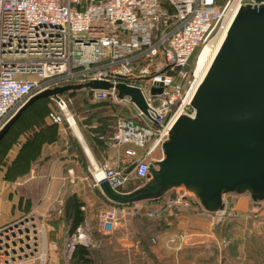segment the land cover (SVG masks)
Segmentation results:
<instances>
[{
	"label": "built area",
	"instance_id": "obj_1",
	"mask_svg": "<svg viewBox=\"0 0 264 264\" xmlns=\"http://www.w3.org/2000/svg\"><path fill=\"white\" fill-rule=\"evenodd\" d=\"M263 3L0 0V131L31 97L46 89L107 81L113 87L89 90L91 98L128 108L117 119L111 146L130 147L125 150V164L92 161L89 170L95 186L106 180L123 191L133 180H145L151 161L161 157L153 154L161 150L175 120L192 111L190 102L199 84L195 69L189 67L196 50L207 44L215 48L243 4ZM118 84L141 91L147 114L129 96H119ZM54 101L73 127L67 100L61 95ZM192 203L186 193H176L168 207L187 209ZM147 208V203L111 205L100 213L99 230L111 234L118 227L119 214ZM40 221L30 213L0 225V264L47 262L45 223ZM185 240L186 234H179L170 242L182 247Z\"/></svg>",
	"mask_w": 264,
	"mask_h": 264
},
{
	"label": "water",
	"instance_id": "obj_2",
	"mask_svg": "<svg viewBox=\"0 0 264 264\" xmlns=\"http://www.w3.org/2000/svg\"><path fill=\"white\" fill-rule=\"evenodd\" d=\"M104 80L66 84L31 97L0 131V142L19 117L41 98L60 100L71 91L108 90ZM121 98L147 114L138 88L118 84ZM152 160L144 182L130 191L100 182L103 195L121 206L154 202L172 191L187 194L216 225L227 215L229 200L247 196L254 208L264 204V3L243 4L190 102Z\"/></svg>",
	"mask_w": 264,
	"mask_h": 264
},
{
	"label": "crops",
	"instance_id": "obj_3",
	"mask_svg": "<svg viewBox=\"0 0 264 264\" xmlns=\"http://www.w3.org/2000/svg\"><path fill=\"white\" fill-rule=\"evenodd\" d=\"M56 119L58 118L56 117ZM65 122L70 127L69 131L71 132L73 140L76 141L73 142L72 140V142L70 141L69 143L67 139L68 129L64 131L59 126L58 138L61 139L43 142L39 147L38 153L33 156L27 165L23 166L24 168L22 169L18 167L17 170L22 177L14 182L7 175H9L10 171H14V169L17 168L15 165L16 158L27 141L26 135H20L18 141L7 152L5 160L1 165L2 171L0 175V225L10 223L30 213L37 218H49L48 215L51 213L52 216L55 215L54 222L59 221V225H67L66 204L68 199L75 196L82 202L81 210L85 217L83 224L80 226L82 228L87 223L89 224L92 218L95 217L96 219V216L98 214L100 215V213L110 205L109 200L103 195L100 186L97 187L94 185L89 168L92 161L102 162L104 160H109L114 166L125 164L127 160L125 150L130 147V145L111 147L108 149L105 156L102 155L97 157L85 139L78 126L77 120V131H75V128L71 127L66 120ZM58 123L60 125L62 122L59 121ZM86 147H88L89 153ZM167 196L168 195L156 201L157 207L164 203L168 207L167 202L164 201ZM25 208L26 210H24ZM173 208L169 207L168 209ZM58 211L62 213L59 217H57ZM210 217L214 218V225L218 226L219 224L216 225L215 216H205V214L199 212L195 214L183 212L180 213L179 217L175 216V220L169 223H174L173 229L176 232L186 233L185 242L182 247H178L177 244H171L173 245L172 247H176L175 250L171 248L168 249L171 243L170 239L175 235L171 236L170 239H166L167 237L165 235L157 236L158 246L151 249L152 251L144 254L147 264L156 262L170 264L169 258H171L173 264L175 262H177V264H196L200 257L199 251L201 249L199 248L207 246L204 245L205 243L210 244L212 242H218L214 234H209V227L211 225H202L204 221H210ZM208 231L209 233H205ZM244 236L246 237V235L243 234L236 237L238 239L235 240V244L238 243V241L240 246H242L244 242L246 244L247 240H244ZM75 239H77V241L72 244V251L77 244L88 246L83 239ZM118 242L121 247L118 263L122 264V261L125 260V256L129 255V264H132V261L138 254V248L135 250L131 249L134 243L126 237H120ZM159 243L162 245L161 249ZM138 246L139 245H137V247ZM88 247H94V245L92 244ZM162 248H165V251H162ZM129 249L134 251L132 253L128 252L129 254H127V250ZM239 249L240 251H238V253H243L240 247ZM55 254L57 258L58 253L56 252ZM166 254L172 255L166 257ZM182 255L187 256L182 258ZM192 258L193 261L191 262ZM227 259L229 258L226 256V260ZM219 261L223 264L224 260ZM55 262L57 264V261ZM224 263L226 262L224 261Z\"/></svg>",
	"mask_w": 264,
	"mask_h": 264
},
{
	"label": "rangeland",
	"instance_id": "obj_4",
	"mask_svg": "<svg viewBox=\"0 0 264 264\" xmlns=\"http://www.w3.org/2000/svg\"><path fill=\"white\" fill-rule=\"evenodd\" d=\"M199 51L200 48L196 50L190 62V67H189L190 70L196 69L195 65ZM92 103L95 107L101 106L100 103L98 102L93 101ZM58 109H59L58 111H60L59 116L64 120V121L62 120V123L59 126L64 131L68 129L69 132L70 127L65 122L66 120V118H64L65 114L60 110V108ZM71 113L74 114L72 111ZM102 114H105V112ZM99 125L102 126L103 124L99 122ZM103 126L106 128V124ZM5 153H6V146L1 147L0 175L2 171L1 165L3 164L6 156ZM160 156H161V150H157L153 154L154 158H159ZM17 169L18 168H15L14 171H10L9 175H7L10 177V179H12L13 182L17 181L18 178L22 177V175H19ZM135 184H136V180H133L131 184L128 185V188H132ZM175 195H176V191L170 192L164 201L167 202L168 204L175 198ZM229 204L230 207L228 213L223 218L222 222L219 223L218 226L214 225L215 223L213 222L214 219L213 217H210V221H204V223L202 224L204 226L211 225L209 227L210 233L209 231L205 233L214 234V237L217 238L218 242L210 243L211 246L209 243H205L204 245L207 246L200 247L199 248L201 249L199 251L200 257H199V261H197L196 264H222V262L220 263L219 260H224L226 262L224 263L223 261V264H264V205L262 208L259 209L254 208L253 203L250 201V199L247 196L232 198L229 200ZM157 206H158L157 203H152L150 207L157 208ZM109 207L110 206L106 207L105 209H108ZM150 207L148 206V208ZM179 208L177 207L178 210ZM177 209L176 208L170 209L168 211V215H171L173 217H175L176 215L179 217L180 214L176 212ZM24 210H26V208ZM132 214H133L132 209H127L125 212L119 214L120 217H119L118 227L111 234H105L99 230L98 221L100 215L98 214L96 216V219L95 217L92 218L89 224L87 223L86 225H84V227L78 228L76 234H74L73 236H70L68 235V233H66L67 231L66 225H59V226L55 225L53 221L55 219V215L52 216L50 213L48 215L49 218L38 217L37 218L38 221L41 220L40 222L44 221L45 223L44 225L45 242L47 241V245L49 247L47 262L45 264H56L55 261H57V264H71L70 254L72 251V244H74L75 238L80 239L79 238L80 235H82V239L84 240V242L87 243L86 245L88 246H91L92 244L94 245L93 249L96 250L94 251L95 252L94 255L97 264H119L118 257H119V252L121 251V247L118 240L120 237H126L128 238V240H131L134 243V246L131 247V249L135 250L136 248H138L137 251L138 254L135 257V259L133 258L134 260L132 261V264H147L146 257L144 256V254H146L149 251V249L150 251H152L151 249L158 246L157 238L156 241H152L151 240L152 238H155L156 236H160V235H165L167 237L166 239H170L171 236L173 235L177 236L180 233L179 231L176 232L173 229L174 223L171 224L169 223V227L166 226L165 228L161 229V225L158 222L159 220H156L153 217L147 218L142 215L140 217H135L132 216ZM57 215H58L57 217H59L62 215V213H59L58 211ZM206 215L208 214H205V216ZM167 222H171V220L169 221L167 220ZM180 234H186V233H180ZM242 234L246 235V237L244 236L245 237L244 240L245 241L247 240L246 244L244 242L243 245L240 246L239 241L238 243L235 244V240L238 239L236 237H239ZM145 236H150L149 239L152 242L147 241L145 239ZM140 239L141 240L145 239L147 241L146 242L147 244H145L147 245L146 253H144L146 251L144 249L145 246L141 247L140 245L139 242ZM171 244L174 243H170V247H168V249L171 248L175 250L176 247H172L173 245ZM137 245L139 246L137 247ZM159 246L161 249L162 247L161 243H159ZM239 247L241 248V251L243 253H238V251H240ZM134 250L132 251L130 249L127 250V254H129L128 252L132 253ZM162 251H165V248H162ZM56 252L58 253L57 258L55 254ZM169 255L172 254H166V257H168ZM128 256L129 255L125 256V260L122 261V264H129ZM186 256L187 255H182V258H185ZM226 256L229 259L226 260ZM192 261L193 258L191 259V262ZM169 262L170 264H173V262H171V258H169ZM35 264H39V263H35ZM153 264H165V263L156 262ZM174 264H177V262H175Z\"/></svg>",
	"mask_w": 264,
	"mask_h": 264
},
{
	"label": "trees",
	"instance_id": "obj_5",
	"mask_svg": "<svg viewBox=\"0 0 264 264\" xmlns=\"http://www.w3.org/2000/svg\"><path fill=\"white\" fill-rule=\"evenodd\" d=\"M62 96L67 100L69 109L71 108V111L74 113L78 125L94 154L97 157L102 155L105 156L108 149L112 147L111 143L116 130L117 119L120 115L126 114V110L128 111V108L110 100L98 102L101 106L95 107L92 103L93 101L89 90L71 91L63 94ZM58 108L59 107L52 98H41L35 101L25 110V112L19 117L9 132L2 139L0 142V148L6 146L5 154H7V152L18 141L20 135H26L27 141L16 158L17 160L15 165L17 168H24L23 166H26L33 156L38 153L39 147L43 142L61 139L58 138V122H62L63 118L59 116L60 111H58ZM104 112L105 114H102ZM56 117L58 119H56ZM99 122L103 125L106 124V128L103 125H99ZM67 139L69 143L73 140L70 131L67 133ZM75 141L76 140H73V142ZM143 181L144 180H136V184L132 188H128V184L125 188H123V191L133 190L137 186L141 185ZM109 203V206L116 205L110 201ZM152 203L157 202H147L149 207ZM81 207L82 202L75 196L68 199L66 204V233L70 236H73L84 222L85 217ZM169 210L170 209H168L164 203L157 208L150 207L144 209V211L134 213L132 216L140 217L142 215L147 218L153 217L156 220H159L158 222L161 225V229H163L166 226L169 227V222H167V220H175V217L168 215ZM199 211H201L200 208L194 203H192V205L187 209L179 208V210H176L178 214L183 212L195 214ZM54 223L56 226H59V221H55ZM149 237L150 236H145V239L149 242L156 241L157 236L152 238V241ZM145 239H140L139 242L141 247L145 246L144 249L146 250L147 245L145 244H147V241ZM94 251L96 250H94L93 247L77 244L71 253V264H97ZM146 252L147 250L145 253ZM148 252H150V249Z\"/></svg>",
	"mask_w": 264,
	"mask_h": 264
},
{
	"label": "bare ground",
	"instance_id": "obj_6",
	"mask_svg": "<svg viewBox=\"0 0 264 264\" xmlns=\"http://www.w3.org/2000/svg\"><path fill=\"white\" fill-rule=\"evenodd\" d=\"M224 37L221 38L215 48H212L211 45L207 44L203 49H201L199 51V54L197 56V60H196V69H195V75L197 77L196 79V85H198L204 78L213 58L214 55L218 49V47L220 46L221 42L223 41ZM71 123L73 124V127L75 128V131H77V125L75 124V119L72 118L71 116H69ZM87 151L89 153L88 147Z\"/></svg>",
	"mask_w": 264,
	"mask_h": 264
}]
</instances>
